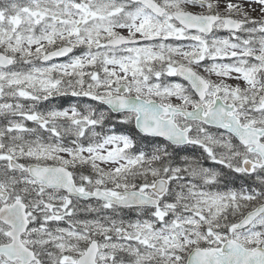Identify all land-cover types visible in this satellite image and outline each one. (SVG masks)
<instances>
[{
  "label": "snow or ice",
  "instance_id": "6c2138e0",
  "mask_svg": "<svg viewBox=\"0 0 264 264\" xmlns=\"http://www.w3.org/2000/svg\"><path fill=\"white\" fill-rule=\"evenodd\" d=\"M0 119V264H264V0H0Z\"/></svg>",
  "mask_w": 264,
  "mask_h": 264
},
{
  "label": "rangeland",
  "instance_id": "374dc122",
  "mask_svg": "<svg viewBox=\"0 0 264 264\" xmlns=\"http://www.w3.org/2000/svg\"><path fill=\"white\" fill-rule=\"evenodd\" d=\"M236 2H238V3H242L243 5H244V7L245 8H247L248 7V0H236ZM253 7H257V11L256 12H253L252 13V15L253 16H258L259 15V11H258V6H256V5H252ZM124 34H126V32L124 33ZM219 35H221V36H223V35H227V33H224V32H221V33H219ZM77 54H79V51H77ZM170 79H174V78H170ZM213 79H215V77H213ZM229 83H236V81H228ZM22 103H25L26 105L28 104L27 102H24V101H21ZM31 122H28V124H30ZM35 125H33L32 127H34ZM124 216H125V219H134V217H131L130 216V213H128V212H125L124 213ZM131 217V218H130ZM81 218V217H80ZM89 219H91V218H93V217H88ZM81 219H83V218H81Z\"/></svg>",
  "mask_w": 264,
  "mask_h": 264
},
{
  "label": "trees",
  "instance_id": "16d2710c",
  "mask_svg": "<svg viewBox=\"0 0 264 264\" xmlns=\"http://www.w3.org/2000/svg\"><path fill=\"white\" fill-rule=\"evenodd\" d=\"M64 100H65V99H64ZM66 105H68V103H67ZM83 215L86 216L84 213H83ZM132 217H134V216H132ZM128 219H129V218H128Z\"/></svg>",
  "mask_w": 264,
  "mask_h": 264
}]
</instances>
